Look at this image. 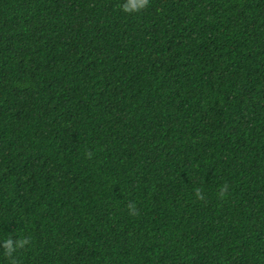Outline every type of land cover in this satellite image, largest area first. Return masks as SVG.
Returning <instances> with one entry per match:
<instances>
[{
  "label": "trees",
  "instance_id": "trees-1",
  "mask_svg": "<svg viewBox=\"0 0 264 264\" xmlns=\"http://www.w3.org/2000/svg\"><path fill=\"white\" fill-rule=\"evenodd\" d=\"M120 3L0 0V264H264V0Z\"/></svg>",
  "mask_w": 264,
  "mask_h": 264
},
{
  "label": "clouds",
  "instance_id": "clouds-1",
  "mask_svg": "<svg viewBox=\"0 0 264 264\" xmlns=\"http://www.w3.org/2000/svg\"><path fill=\"white\" fill-rule=\"evenodd\" d=\"M149 4V0H121L120 10L123 13L132 14L136 13ZM194 194L197 198L201 197V192L199 189L194 190ZM29 244V238L23 234H20L17 238H13L8 235L4 238H0V254L5 257L12 258L13 254L26 245ZM11 264H17V262L12 259Z\"/></svg>",
  "mask_w": 264,
  "mask_h": 264
}]
</instances>
